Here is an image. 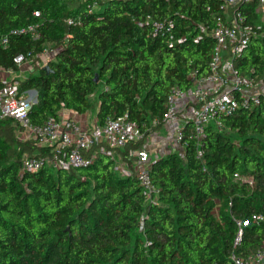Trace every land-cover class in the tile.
<instances>
[{
    "label": "trees",
    "instance_id": "trees-1",
    "mask_svg": "<svg viewBox=\"0 0 264 264\" xmlns=\"http://www.w3.org/2000/svg\"><path fill=\"white\" fill-rule=\"evenodd\" d=\"M220 2L0 0V36L9 39L0 44V67L17 71L15 54H35L50 44L49 69L18 79L20 90L37 91L33 123L58 117L62 108L85 113L102 81L98 124L126 112L138 122L156 119L157 131L170 88L186 93L208 72ZM259 3L251 0L242 10L264 31ZM77 15L79 24L66 23ZM167 21L170 30L153 25ZM30 23L38 24L37 40L10 33ZM232 62L238 73L264 83V34ZM16 131L12 119L0 120V264H235L232 255L246 258L264 242V219L251 220L264 216V102L222 116L220 128L207 124L200 143L187 123L182 155L170 151L151 164L158 189L151 203L133 175L114 170L113 159L99 150L87 167L20 175L24 154L49 148L17 140ZM147 135L116 149V157L128 161L129 149L141 148ZM234 173L250 175L253 184L235 180ZM237 221L242 234L234 245Z\"/></svg>",
    "mask_w": 264,
    "mask_h": 264
},
{
    "label": "built area",
    "instance_id": "built-area-1",
    "mask_svg": "<svg viewBox=\"0 0 264 264\" xmlns=\"http://www.w3.org/2000/svg\"><path fill=\"white\" fill-rule=\"evenodd\" d=\"M251 0H221L213 13L211 34L215 39L207 74L195 78L189 91L184 93L178 87L172 86L165 100L163 123L173 121L172 131L175 140L184 145L183 129L191 123L190 136L201 142L205 135V127L213 123L221 126V117L231 115L239 108L246 110L264 102V83L254 80L250 75L237 72L232 59L246 48L250 40L264 34L262 23H251L242 7ZM257 11L264 21V0H260ZM38 15V11L33 12ZM68 25H76L81 21L80 15L65 19ZM156 30L165 28L170 30L172 22L153 23ZM12 34H28L32 40L40 36L37 23H30L10 30ZM8 35L0 36V44H8ZM197 41V39H195ZM54 49L44 46L35 54H15L12 58L17 72L13 67H0V120L10 118L17 125L16 139L24 142L31 141L36 145L45 146L49 151L40 154H24L21 157L20 175L28 171H36L43 167H51L68 171L70 169L87 167L96 158L97 150L109 156L114 161V170L124 176L133 175L141 195L146 203L156 200L158 189L152 182L150 169L155 158H152L145 148L128 151L127 160L116 157V149L123 150L130 142L142 139L146 132L150 133L157 124L153 119L150 123L138 122L128 114L108 116L102 124L97 122L81 125L75 118L67 116H48L41 123L30 120L29 111L37 102L35 89L20 90L18 79L26 77L38 67L47 65L52 59ZM225 54L229 58L225 59ZM184 96V108L174 109L177 97ZM157 158V157H156ZM234 179L253 184L250 175L234 173ZM264 216L253 215L251 220L258 221ZM238 225L234 238L236 245L242 234V224ZM248 220L244 222L247 224ZM235 264H264V242L246 258L231 256Z\"/></svg>",
    "mask_w": 264,
    "mask_h": 264
},
{
    "label": "crops",
    "instance_id": "crops-1",
    "mask_svg": "<svg viewBox=\"0 0 264 264\" xmlns=\"http://www.w3.org/2000/svg\"><path fill=\"white\" fill-rule=\"evenodd\" d=\"M179 100H177L174 104V109L176 111L182 110L184 108L183 107L184 99H179ZM95 113L96 112H94L93 115L89 114L88 111H86L85 113H76L68 108H62L59 111L58 116H63V117L70 116V117L75 118L81 125L89 126L96 122ZM173 124H174L173 121L168 120L162 125V127L159 130L152 132L145 139L144 144L142 145V148H145L149 152L152 158L159 157L170 151H175L177 153L183 152V146L179 142L174 141L175 142L174 144L170 140V138H167V136H165V134L162 132V129L164 128H167L168 131H172ZM152 134H154L153 137H151ZM151 138L153 140H149Z\"/></svg>",
    "mask_w": 264,
    "mask_h": 264
},
{
    "label": "rangeland",
    "instance_id": "rangeland-1",
    "mask_svg": "<svg viewBox=\"0 0 264 264\" xmlns=\"http://www.w3.org/2000/svg\"><path fill=\"white\" fill-rule=\"evenodd\" d=\"M101 1H106V0H101ZM48 47L49 48H51V49H53V47L50 45V44H48ZM0 77H3V73H0ZM105 88V85H104V83L102 82V81H100L99 82V84H98V89L94 92V93H92L91 95H89V100H90V102H91V107H90V109L88 110V112H89V114H94V112H95V110H96V103H97V97H98V93H99V90H101V89H104ZM180 99H185V97L182 95L181 97H180ZM177 100H179V97H177ZM176 100V101H177ZM175 101V102H176ZM180 101V100H179ZM184 101V100H183ZM164 124V123H163ZM218 128H220V127H218ZM152 132H154V131H151L150 133H148V135H147V137L152 133ZM162 132L165 134V136H167V138H170V140L175 144V142L174 141H176L175 140V133H173V131H168L167 130V128H164V129H162ZM153 135L154 134H152V136L151 137H153ZM232 137H234L235 138V134H232L231 135ZM146 137V138H147ZM149 140H153L152 138L151 139H149ZM177 150V149H176ZM181 155H182V152L180 153Z\"/></svg>",
    "mask_w": 264,
    "mask_h": 264
},
{
    "label": "water",
    "instance_id": "water-1",
    "mask_svg": "<svg viewBox=\"0 0 264 264\" xmlns=\"http://www.w3.org/2000/svg\"><path fill=\"white\" fill-rule=\"evenodd\" d=\"M43 69L48 70V69H49V66H48V65H44V66H43ZM95 79H97V77H96Z\"/></svg>",
    "mask_w": 264,
    "mask_h": 264
}]
</instances>
